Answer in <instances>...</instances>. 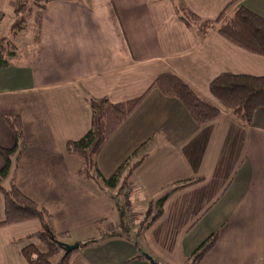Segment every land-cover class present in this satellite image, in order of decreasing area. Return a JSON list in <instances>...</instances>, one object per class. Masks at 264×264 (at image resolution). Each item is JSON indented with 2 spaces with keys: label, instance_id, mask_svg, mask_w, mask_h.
I'll use <instances>...</instances> for the list:
<instances>
[{
  "label": "crops",
  "instance_id": "crops-1",
  "mask_svg": "<svg viewBox=\"0 0 264 264\" xmlns=\"http://www.w3.org/2000/svg\"><path fill=\"white\" fill-rule=\"evenodd\" d=\"M234 1L53 0L42 12L37 46L21 64L13 59L0 69V147H13L5 119L19 117L25 151L11 177L50 215L53 232L68 235L64 244L88 245L70 264H188L212 234L214 245L198 264H264V109L245 125L208 91L220 74L264 76V58L215 29L200 38L176 14L183 7L215 21ZM237 4L264 19V0ZM12 8L0 0V27ZM164 73L179 77L220 115L197 126L177 101L150 91L105 144L97 166L108 177L136 152L130 202L168 195L163 213L142 234L97 238L107 226L120 231L112 192L78 179L79 161L64 144L89 129L86 99L123 103L142 96ZM191 180L197 182L172 191ZM40 231L36 220L1 225L0 264H28L21 251L38 246L28 237Z\"/></svg>",
  "mask_w": 264,
  "mask_h": 264
},
{
  "label": "trees",
  "instance_id": "trees-1",
  "mask_svg": "<svg viewBox=\"0 0 264 264\" xmlns=\"http://www.w3.org/2000/svg\"><path fill=\"white\" fill-rule=\"evenodd\" d=\"M10 1L14 3L13 16L16 19L13 31L22 29L23 22L33 15L35 19L33 46H37L41 15L48 5L46 3L38 4V0ZM237 3L238 0L229 3L215 21H203L183 7L176 9L177 19L186 27L193 29L200 38L215 29L220 36L233 45L264 58V19ZM14 32L12 33L13 37H15ZM16 56L17 46L10 40L1 38L0 69L6 68ZM152 90L157 91L164 98L177 101L197 126L209 123L220 115V111L216 107L201 99L184 81L172 73L157 76L142 96L123 103L114 104L107 99H86L91 115L89 129L77 141H68L64 144L65 153L79 161V167L75 172L78 179L93 181L102 191L113 190L121 179L124 181L128 179L129 173L138 164L131 163L136 152L123 161L108 177H104L99 171L97 158L109 139ZM208 91L225 113L245 125H250L255 113L264 109V76L220 74L209 83ZM5 122L13 134L14 145L9 149L0 147V158L3 161V166L0 169V193L3 196L4 204V220L0 226L29 220L38 221L41 231L29 236L28 239L39 242L42 249L39 250L37 247L29 245L21 251L23 258L28 264H52V260L62 254L55 264H70L72 256L76 254L77 250L66 256L63 255L62 244L68 235L53 232L49 225L50 215L23 195L11 177V172L14 171L17 161L25 151V145L20 118H6ZM6 180L9 181V184L4 189L1 185ZM196 182L197 180H191L179 184L172 191ZM127 196L128 193L125 194V198ZM167 197L168 195H163L149 203L146 214H150L154 208L156 214L150 218L146 225L143 222L140 224L139 234H142L161 217ZM112 200H114L113 197ZM115 201L114 204L121 213L120 231L113 232L108 236L102 235V239L118 238L123 235L127 237L129 233V229L123 221V207L117 203V200ZM128 203L129 201L126 199L125 205ZM215 240L216 234L209 236L189 257L188 264H198L213 247ZM87 246L79 244L80 249Z\"/></svg>",
  "mask_w": 264,
  "mask_h": 264
},
{
  "label": "rangeland",
  "instance_id": "rangeland-1",
  "mask_svg": "<svg viewBox=\"0 0 264 264\" xmlns=\"http://www.w3.org/2000/svg\"><path fill=\"white\" fill-rule=\"evenodd\" d=\"M35 1V0H34ZM37 1V0H36ZM53 0H38V4H49ZM79 2H85L86 0H75ZM10 2L11 8L14 6V3ZM36 11V9H34ZM6 18L3 21L1 27H0V38H6L10 40L13 44L17 46V56L15 58L14 62H17L18 64H21V61L23 60L22 57H28L29 53L32 51V41H33V29H34V16L32 15L30 18L26 19L25 22L22 24V29L14 32L13 31V26L16 21L15 17L13 16V8L12 10H6L5 12ZM15 33V37H13L12 33ZM28 59V58H27ZM7 181V180H6ZM83 181V180H82ZM133 181H129V179H126L124 181L121 179L119 181V184L111 190V194L113 195L114 200L110 199L112 208L114 210V213L117 218V223L119 224L120 222V217L121 213L117 209L116 205L114 204L117 200V203L121 207H123V221L125 225L128 227L130 234L134 233H139L140 230V224L143 222L144 225L147 224V222L150 221V218L156 214V209L154 208L153 211L150 214H146L148 210L149 204L144 201H138L134 200L131 201V196L128 194L127 198H125V194L127 193V189L129 188L130 185H132ZM2 187L6 188V182L2 183ZM128 187V188H127ZM128 199L129 203L125 205V200ZM111 221V220H110ZM101 224H106V223H101ZM108 229L105 230L104 236H108L110 234L117 233L114 231V227H109L107 226ZM100 230V229H99ZM97 238H101V234H96L95 235ZM34 240V239H33ZM75 244V243H74ZM34 246V245H33ZM37 247L39 250L42 249L41 245L38 242ZM79 249V248H78ZM62 256L60 254L56 258L52 260V264H55L59 258Z\"/></svg>",
  "mask_w": 264,
  "mask_h": 264
},
{
  "label": "water",
  "instance_id": "water-1",
  "mask_svg": "<svg viewBox=\"0 0 264 264\" xmlns=\"http://www.w3.org/2000/svg\"><path fill=\"white\" fill-rule=\"evenodd\" d=\"M79 245L78 244H73V245H66V244H62V251H63V255L66 256L70 253H72L73 251L78 250ZM150 264H156L153 260L149 259Z\"/></svg>",
  "mask_w": 264,
  "mask_h": 264
}]
</instances>
